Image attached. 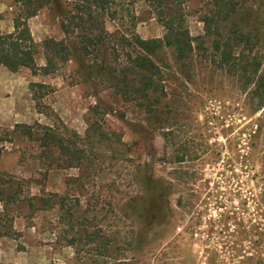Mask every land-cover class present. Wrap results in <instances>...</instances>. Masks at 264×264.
I'll list each match as a JSON object with an SVG mask.
<instances>
[{"label":"rangeland","instance_id":"1","mask_svg":"<svg viewBox=\"0 0 264 264\" xmlns=\"http://www.w3.org/2000/svg\"><path fill=\"white\" fill-rule=\"evenodd\" d=\"M60 1L64 8L69 2ZM114 1L116 19L106 24L111 46L117 30H133L142 39L162 37V27L148 18V8L142 0ZM183 1L189 34L193 38L204 36L201 21L208 13L209 0ZM245 1L252 4V0ZM254 5L260 7L257 2ZM13 11L11 0H0V33L12 31ZM132 17L136 19L134 28ZM28 27L37 46L35 63L41 67L42 41L60 40L65 35L59 19L48 7L29 19ZM260 27L264 33V26ZM68 31L71 40H79L74 30ZM202 41L207 48L209 40L203 37ZM254 51L264 69V43L257 44ZM160 58L164 61L160 121L149 118L141 102L122 99L97 79H82L76 62L70 60L49 75L0 68V129L57 121L83 135L88 122L96 120L121 134V141L132 148L129 164L145 162L155 178L170 184L168 231L164 238L151 242L147 255L165 253L167 264H230L231 242L236 240L231 235L238 233L242 239H249L245 231L264 233V108L257 110L258 100L248 97L236 78L220 71L208 53L184 66L176 65L169 51ZM92 59L85 58V64ZM121 60V54L112 56L111 63ZM31 84L45 85L48 92L35 88L37 96H41L36 100ZM97 99L102 109H108L107 114L103 115L101 109L90 111ZM259 126L261 132L254 135ZM16 145L19 150L6 144L0 155V172L30 180L33 195H39V189L63 196L78 192L79 186L72 182L76 169L47 168L33 159L35 153L29 150L28 143L20 139ZM24 147L26 153L22 156L19 152ZM181 157L183 161L177 162ZM118 171L119 167L113 166L111 173H101L94 182L85 184L80 204L85 206L87 198L91 203L96 200L90 195L106 191L108 179ZM119 183L117 190L113 189L115 200L120 201L118 193L122 191L137 190L128 181ZM103 203L97 207L105 209ZM72 204L67 202V206ZM59 218L54 211L39 212L30 221L17 218L13 229L18 236L0 237V264H139L138 254L125 250L123 227L129 226L128 222L115 218L105 221L115 226L111 231L121 232L112 243L120 260L111 261L102 250L103 241L78 244L71 242L69 235L64 237Z\"/></svg>","mask_w":264,"mask_h":264},{"label":"trees","instance_id":"2","mask_svg":"<svg viewBox=\"0 0 264 264\" xmlns=\"http://www.w3.org/2000/svg\"><path fill=\"white\" fill-rule=\"evenodd\" d=\"M11 1L14 6L12 31L0 33V68L11 72L28 69L34 74L49 75L58 69L59 64L74 60L82 79H97L122 99L141 102L149 118L156 117L160 121V103L164 97L160 86L164 61L160 56L169 51L173 62L184 66L208 53L220 71L236 78L241 90L258 100L257 110L264 108V69H261L262 62L254 51L257 44L264 43V33L260 31V26H264V12L261 11L264 0H252L251 5L245 0H209L208 13L201 21L204 36L196 38L191 37L186 27L183 0H142L148 8V18L162 27V37L142 39L133 30H117L112 46L106 24L116 19L114 0H69L65 8L60 0ZM253 2L260 7L255 8ZM44 7L59 19L65 36L60 40L46 38L42 41L44 64L38 67L35 63L37 46L30 34L28 20ZM132 20L134 28L135 17ZM68 29L79 35L78 41L69 38ZM203 37L209 40L207 48L203 46ZM120 54L121 63L112 65V56L119 57ZM89 56L93 59L86 65L84 59ZM35 88L44 89V94L48 92L45 85L31 84L32 97L36 100L41 96H37ZM102 108L97 99L90 111L96 113L101 109L103 115L107 114L108 109ZM259 132L261 126L253 133L257 135ZM20 139L28 143L29 150L35 153L33 159L41 165L76 169L77 175L72 182L79 186V190L76 194L63 196L45 194L39 189V195H33L30 180L0 172V237L18 236L13 229L17 218L30 221L39 212L54 211L63 222L64 237L69 235V240L78 244L103 241L104 253L111 261H117L120 260L119 253L112 243L121 232L119 229L111 231L115 226L107 224L115 218L129 223L123 227L126 230L125 250H134L140 258L139 264H167V254H147L151 252V242L164 238L168 231L170 184L163 178H155L145 162L129 164L132 163V148L121 141V134L96 120L88 122L83 135L57 121L16 124L11 129H0V155L6 144L19 150L16 143ZM25 148L20 149L22 156L26 153ZM182 161V157L177 159V162ZM113 166L119 167L120 172L108 179L106 191L93 193L90 197L96 200L91 203L87 198L85 206L81 205L79 198L84 196V185L94 182L101 173H105L104 176L111 173ZM124 181L133 183L137 190L134 193L122 191L118 193L120 201L115 200L113 192L119 182ZM69 201L74 204L67 206ZM102 202L105 209L97 207ZM104 228L109 229L106 232ZM245 233L250 235L249 239H242L238 233L231 235V239L236 240L231 242L229 263L264 264V233L256 229ZM245 241L247 245H244Z\"/></svg>","mask_w":264,"mask_h":264},{"label":"crops","instance_id":"3","mask_svg":"<svg viewBox=\"0 0 264 264\" xmlns=\"http://www.w3.org/2000/svg\"><path fill=\"white\" fill-rule=\"evenodd\" d=\"M1 15V14H0ZM1 20H2V15H1V19H0V22H1Z\"/></svg>","mask_w":264,"mask_h":264}]
</instances>
